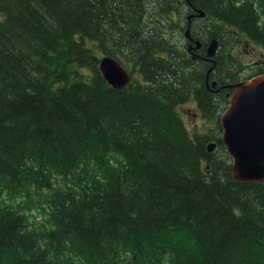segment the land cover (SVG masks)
Here are the masks:
<instances>
[{
  "label": "trees",
  "instance_id": "trees-1",
  "mask_svg": "<svg viewBox=\"0 0 264 264\" xmlns=\"http://www.w3.org/2000/svg\"><path fill=\"white\" fill-rule=\"evenodd\" d=\"M191 1L192 30L180 0H0V264H264V184L179 111L196 96L219 122L232 90L207 80L264 75V0ZM235 31L258 60L231 56Z\"/></svg>",
  "mask_w": 264,
  "mask_h": 264
},
{
  "label": "water",
  "instance_id": "water-1",
  "mask_svg": "<svg viewBox=\"0 0 264 264\" xmlns=\"http://www.w3.org/2000/svg\"><path fill=\"white\" fill-rule=\"evenodd\" d=\"M205 17L203 11H199ZM186 36L196 45L194 50H200L203 45L200 40L191 37L190 27ZM219 49V42L214 37L206 49L207 60L214 62ZM196 57L201 58L200 55ZM109 85L123 89L130 83V75L123 66L113 59L106 57L100 64ZM213 68L209 70L207 78ZM217 82H213V87ZM233 89L230 105L220 118L223 129L222 142L228 154L232 157L231 175L240 183L264 184V75L251 80L238 82L228 86ZM216 143L208 146L213 153Z\"/></svg>",
  "mask_w": 264,
  "mask_h": 264
},
{
  "label": "rangeland",
  "instance_id": "rangeland-1",
  "mask_svg": "<svg viewBox=\"0 0 264 264\" xmlns=\"http://www.w3.org/2000/svg\"><path fill=\"white\" fill-rule=\"evenodd\" d=\"M244 41L246 40H244L243 38L240 45H238V47H234V49L231 51V56L240 57L241 60L246 63H251L255 60H258V58H260L262 54L261 48L256 45L255 47H252L249 45V43H246ZM134 73L130 74L131 79L134 78ZM179 111L183 116L186 125L189 127L192 133L198 130L201 135L209 136V142H217L211 141L215 140L218 137L217 132L219 130V122H217L216 114L214 111H212L207 116H205L200 110L196 96H194L190 101H186V103L182 104L179 107ZM209 142H207V144Z\"/></svg>",
  "mask_w": 264,
  "mask_h": 264
},
{
  "label": "flooded vegetation",
  "instance_id": "flooded-vegetation-1",
  "mask_svg": "<svg viewBox=\"0 0 264 264\" xmlns=\"http://www.w3.org/2000/svg\"><path fill=\"white\" fill-rule=\"evenodd\" d=\"M179 3L182 4L183 6H185V4H186L189 7V10L187 11V13H186L184 18L188 22V24H190V22H191V30H192V28H194V25H197V24L199 25V23L206 25L205 18H200V14H199L200 12H198L200 9H196V7L194 6V4L192 3L191 0H180ZM194 29H196V28H194ZM228 33L232 36V32L231 31H229ZM233 33L235 34L236 39L239 38L238 41H236L238 43H235V46L238 47V45H240V43L242 42V39L245 38L246 36L244 34L238 32V31H235ZM213 36H214V34L211 35V39L213 38ZM194 38H196V37H194ZM244 42L248 43L247 40L244 41ZM249 45L252 46L251 44H249ZM206 48H207V46L205 47V53H206ZM221 48H222V46L220 47V49ZM220 49H219V51H220ZM195 51L197 52V50H194V49L190 48V43H189V45H188L189 54H193V53H195ZM209 64H212V63H209ZM206 86H207L208 89L211 88L210 81L206 83ZM218 89H219V91H217ZM225 90H226V92L229 91L228 88H225V89L215 88V90H212L213 94L215 95V99L218 98L219 94L221 92L225 91Z\"/></svg>",
  "mask_w": 264,
  "mask_h": 264
},
{
  "label": "bare ground",
  "instance_id": "bare-ground-1",
  "mask_svg": "<svg viewBox=\"0 0 264 264\" xmlns=\"http://www.w3.org/2000/svg\"><path fill=\"white\" fill-rule=\"evenodd\" d=\"M197 40H199V39H197ZM212 41V40H211ZM211 43V42H210Z\"/></svg>",
  "mask_w": 264,
  "mask_h": 264
}]
</instances>
